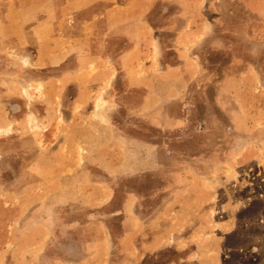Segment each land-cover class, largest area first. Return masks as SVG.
Returning <instances> with one entry per match:
<instances>
[{"label": "rangeland", "instance_id": "1", "mask_svg": "<svg viewBox=\"0 0 264 264\" xmlns=\"http://www.w3.org/2000/svg\"><path fill=\"white\" fill-rule=\"evenodd\" d=\"M0 264H264V0H0Z\"/></svg>", "mask_w": 264, "mask_h": 264}]
</instances>
